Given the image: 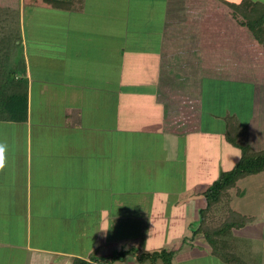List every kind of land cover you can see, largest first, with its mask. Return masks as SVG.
<instances>
[{
	"label": "crops",
	"instance_id": "obj_1",
	"mask_svg": "<svg viewBox=\"0 0 264 264\" xmlns=\"http://www.w3.org/2000/svg\"><path fill=\"white\" fill-rule=\"evenodd\" d=\"M112 1L75 0L71 9L53 7L75 16L70 30L54 22L56 35L26 32L21 25L18 76L26 90V115L23 121L0 120V264H144L136 259L141 254L177 244L180 253L171 264H225L210 254L202 237L191 238L205 204L203 189L218 174L199 166L200 190L190 193L189 179H195L188 174L186 155V192L172 209L162 207L165 197L156 190L114 194L109 205L108 178L116 182L123 176L117 177L122 161L116 158L109 159L116 166L114 178L108 176L114 145L109 131L123 129L126 119L144 134L192 135L206 142L213 133L203 128L204 117L233 116L239 123V112L253 107L247 121L260 142L264 118L256 102H264V51L219 0ZM247 96L251 100L244 105ZM237 98L242 108L235 111L230 101ZM191 120L196 130L188 129ZM222 127L217 135L228 171L239 151L225 141ZM249 127L247 134L243 127L245 140ZM159 199L149 210L136 204ZM131 206L149 214L132 215L125 211ZM155 212L164 220L154 218L158 227L150 224L147 233L145 227L138 230L140 223L129 224L130 218ZM124 217L128 223L109 231V220L116 224ZM119 253H124L121 259Z\"/></svg>",
	"mask_w": 264,
	"mask_h": 264
},
{
	"label": "rangeland",
	"instance_id": "obj_2",
	"mask_svg": "<svg viewBox=\"0 0 264 264\" xmlns=\"http://www.w3.org/2000/svg\"><path fill=\"white\" fill-rule=\"evenodd\" d=\"M105 1H112V0H105ZM122 0H118V2H121ZM221 5H224L223 0H219ZM232 2H236L238 0H230ZM264 2V0H262ZM113 2V1H112ZM74 4V3H73ZM122 3L119 4V6ZM0 6H2L3 9L8 10L9 14L11 15L10 18H13L15 21L14 24L16 27L17 33H19V30L21 28V25L24 23L25 31L30 32L32 31L34 34H43L48 36H52V34L57 33L54 31L53 27L56 26L54 22L59 21L61 25L64 24L65 27L69 28L70 25L74 21L75 16L73 13L64 14L59 13L56 11H53L51 7H45L42 6V4H35V3H24L23 0H0ZM102 12H106V10H102ZM115 13H117V16L119 18L120 12L119 9H116ZM23 20V21H22ZM61 30V29H60ZM55 39V38H53ZM253 39V38H252ZM50 42L45 43V50L50 51ZM20 48L17 49L14 53V57L18 56ZM18 58V57H17ZM253 62L255 60L253 59ZM255 64H259V61H256ZM256 74V72H255ZM249 93V90H247V95ZM228 98L229 96L226 94L225 96ZM238 100V101H237ZM247 101L245 104H248L250 102V97L247 96ZM232 104L235 106V111H238L241 109L242 104L236 105V103L239 102V99H234L231 101ZM262 106V117L264 118V102H256V104ZM211 106H215L214 103L210 102ZM227 105H230L228 101L226 102ZM221 106V104H219ZM226 105V106H227ZM206 107V106H205ZM216 107V106H215ZM214 107V108H215ZM231 107V106H228ZM193 108V107H192ZM246 108V106H245ZM247 113L244 114L243 112H239L241 116L239 117V124L245 128V133L247 134L246 130L249 127L248 130V139L246 137V143L249 144L250 147L254 148L255 150H261L264 148V132L260 133L262 136L259 141L257 142L253 136V130L251 122L247 121V118L250 114H248L249 110H252L253 107H247ZM246 109H243L245 111ZM233 111V110H232ZM243 113V114H242ZM250 113V112H249ZM238 114V115H239ZM190 115V114H189ZM190 118H193V115H190ZM224 122V123H223ZM116 123V122H114ZM176 125H181L185 123H178L175 122ZM172 123V126L175 124ZM179 125V126H180ZM197 123L191 120L190 123L188 122V129L189 130H196ZM225 124V118L219 117L216 119H209L207 120L204 117L203 120V128L205 130H209V132L213 133V136H210L209 140L207 139L206 142H204L201 139H198L197 137L192 138V135H184L186 138L181 137H163L159 134H153L150 133H142L143 131H140V127L138 123H132L131 121H126L124 123V128L122 129V126L119 128V131H114L111 133L109 131V136H112L111 141L114 145L113 150L108 153V160L109 159H118V163L120 162L117 167V170L120 168L122 171L121 173H117V177L121 176V179L117 178L116 182L108 178V185H107V197H108V203L111 205L110 199L114 194H120L121 196L124 194L130 193L129 191H135L140 190V192L144 191H151L156 190L158 193H163L161 195L164 201V205L162 207H165L167 210L168 208L172 209V204L177 201L175 199H179L182 193L186 192L185 190V169H186V163H185V157L187 155L188 157V163L187 167L190 172L188 174H191L194 176V179H189L190 184L193 185L189 189L190 193H198L200 190L199 186V180L198 176L200 170H198L199 166H205V169L208 172H212V175L219 174L220 172L226 171L227 164L224 162L223 156L225 153V150L222 149L224 144H219V137L218 132H220ZM111 128V127H110ZM138 128V129H137ZM148 129H151L149 131H152L154 129V126L151 124L147 127ZM111 130H114L111 128ZM139 131V133H138ZM244 133V136H245ZM192 138V139H191ZM110 138H109V145H110ZM191 144L192 150L187 153V149ZM188 146V147H187ZM166 149L165 152L162 150ZM225 149V148H224ZM162 152L166 155L165 159L161 157ZM108 176L114 178V169H116V166L108 161ZM130 173H134L135 178H130L128 175ZM112 175V176H111ZM132 175V174H131ZM154 176V178H153ZM215 179L211 180V182ZM193 180V181H192ZM211 182L209 185H205L206 187L203 189V191L206 190L207 187L211 185ZM201 185V184H200ZM157 193V194H158ZM145 194V193H144ZM230 202L229 206L232 210L235 212L246 216V217H254L255 220L252 223H249L233 232V234L237 237H239L237 240L240 247H245L248 250H251V255H257L260 252L264 253V173H260L254 176L245 177L242 180H239L236 183L235 188L231 189L230 192ZM146 195V194H145ZM176 195V196H175ZM135 196V195H134ZM148 196V195H147ZM146 196V197H147ZM161 200H157L155 202L145 203V202H137L136 204L140 207H145L148 205V210L151 208L150 205L159 204ZM125 202V200H124ZM126 205V204H125ZM135 206V205H134ZM134 206H131V210H125L128 213L134 215V214H141L145 215L146 213L149 214V212H133L135 209ZM138 207V206H136ZM226 205L220 204L217 205L214 210V216L216 219H222L225 216V208H227ZM116 209V207H115ZM169 209V210H170ZM158 210V209H157ZM145 211V210H144ZM156 213L152 217L144 216L141 218H130L129 224H138V230H142L145 227V232H149L153 225L155 227H158V224H154V218L156 220H164L157 219ZM170 213V212H169ZM168 212H165L163 215L167 216L169 214ZM110 214V212H109ZM126 214L124 212L123 216ZM160 215V214H159ZM127 218V217H126ZM125 217L123 219H117L115 220V223H111L109 220V231L112 230L113 226L116 225L117 227L120 226L122 221L127 222V219ZM139 221V222H138ZM144 221V222H141ZM124 224V222H123ZM143 224H147L143 226ZM149 224V226H148ZM124 227L126 225L124 224ZM129 231V230H128ZM125 232H127V228L125 229ZM145 233V234H146ZM134 246V245H133ZM180 244H177L173 246V248H176L175 250H178L177 254L180 253L179 247ZM194 249V248H193ZM246 249V250H247ZM161 250V249H159ZM171 250V249H168ZM198 250L195 249L194 251ZM130 254H133V251H129ZM122 253H119V258H122ZM259 256V255H258ZM137 259V258H136ZM148 260V259H147ZM144 264H150L148 261H146ZM155 264H162L160 261H157Z\"/></svg>",
	"mask_w": 264,
	"mask_h": 264
},
{
	"label": "trees",
	"instance_id": "obj_3",
	"mask_svg": "<svg viewBox=\"0 0 264 264\" xmlns=\"http://www.w3.org/2000/svg\"><path fill=\"white\" fill-rule=\"evenodd\" d=\"M24 3H37L45 7L73 8L75 0H23ZM229 16L237 25L245 28L264 51V4L252 0H240L238 3L224 1ZM8 10L0 6V120L23 121L26 115V90L19 79L20 50L14 57L16 48H20L19 33ZM225 141L239 151V158L228 171L218 177L202 192L204 207L198 210L197 226L191 232V238L202 237L212 256L225 264H261V255L240 247L233 231L254 221L253 217L243 216L229 206L230 190L245 177L264 173V148L255 150L246 143L243 127L233 116L225 117ZM224 204L225 216L216 219L213 213L217 205ZM247 249V250H246ZM178 250L161 249L141 254L137 261L154 264H171ZM124 254V253H122ZM259 255V256H258ZM148 259V260H147ZM115 260V259H114ZM73 264H88L76 260Z\"/></svg>",
	"mask_w": 264,
	"mask_h": 264
},
{
	"label": "clouds",
	"instance_id": "obj_4",
	"mask_svg": "<svg viewBox=\"0 0 264 264\" xmlns=\"http://www.w3.org/2000/svg\"><path fill=\"white\" fill-rule=\"evenodd\" d=\"M3 151H4V148L0 147V153H3Z\"/></svg>",
	"mask_w": 264,
	"mask_h": 264
}]
</instances>
